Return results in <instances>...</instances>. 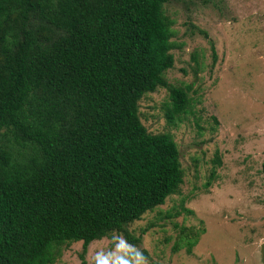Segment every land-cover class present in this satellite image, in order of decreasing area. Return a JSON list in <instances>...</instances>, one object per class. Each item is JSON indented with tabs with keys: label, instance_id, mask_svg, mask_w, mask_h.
<instances>
[{
	"label": "trees",
	"instance_id": "trees-1",
	"mask_svg": "<svg viewBox=\"0 0 264 264\" xmlns=\"http://www.w3.org/2000/svg\"><path fill=\"white\" fill-rule=\"evenodd\" d=\"M168 1L0 0V264H54L76 241L85 264L112 232L136 246L127 224L178 191L176 142L138 112L159 86L169 119L190 107L163 77Z\"/></svg>",
	"mask_w": 264,
	"mask_h": 264
},
{
	"label": "rangeland",
	"instance_id": "rangeland-1",
	"mask_svg": "<svg viewBox=\"0 0 264 264\" xmlns=\"http://www.w3.org/2000/svg\"><path fill=\"white\" fill-rule=\"evenodd\" d=\"M163 8L176 44L163 77L187 91L190 107L169 119L170 92L159 86L138 112L149 132L173 137L183 181L127 224L138 245L112 232L89 243L85 264H262L264 0H169ZM190 232L198 240L188 253ZM81 251L82 241L72 242L54 264H83Z\"/></svg>",
	"mask_w": 264,
	"mask_h": 264
},
{
	"label": "water",
	"instance_id": "water-1",
	"mask_svg": "<svg viewBox=\"0 0 264 264\" xmlns=\"http://www.w3.org/2000/svg\"><path fill=\"white\" fill-rule=\"evenodd\" d=\"M259 251L261 255L262 264H264V242L260 243Z\"/></svg>",
	"mask_w": 264,
	"mask_h": 264
}]
</instances>
